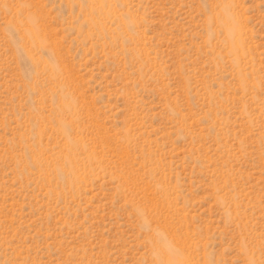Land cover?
Wrapping results in <instances>:
<instances>
[{"label": "rangeland", "instance_id": "1", "mask_svg": "<svg viewBox=\"0 0 264 264\" xmlns=\"http://www.w3.org/2000/svg\"><path fill=\"white\" fill-rule=\"evenodd\" d=\"M0 264H264V0H0Z\"/></svg>", "mask_w": 264, "mask_h": 264}]
</instances>
